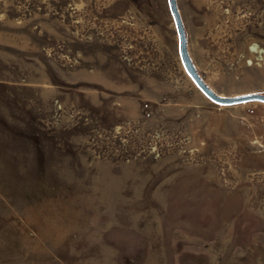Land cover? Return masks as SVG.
Returning a JSON list of instances; mask_svg holds the SVG:
<instances>
[{
    "label": "rangeland",
    "instance_id": "obj_1",
    "mask_svg": "<svg viewBox=\"0 0 264 264\" xmlns=\"http://www.w3.org/2000/svg\"><path fill=\"white\" fill-rule=\"evenodd\" d=\"M176 5L264 93V0ZM0 264H264V102L168 0H0Z\"/></svg>",
    "mask_w": 264,
    "mask_h": 264
},
{
    "label": "water",
    "instance_id": "obj_2",
    "mask_svg": "<svg viewBox=\"0 0 264 264\" xmlns=\"http://www.w3.org/2000/svg\"><path fill=\"white\" fill-rule=\"evenodd\" d=\"M168 1L171 12L175 19V24L179 39V52L183 65L186 71L188 72V74L195 82V84L203 91V93H205V95L208 96L211 100L220 104H230L241 100H259L264 102V93H250L247 95L230 97V96L219 95L213 89H211V87L201 78L199 72L197 71V68L195 67L189 55L187 48V35L177 9L176 0H168Z\"/></svg>",
    "mask_w": 264,
    "mask_h": 264
}]
</instances>
